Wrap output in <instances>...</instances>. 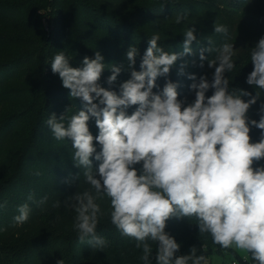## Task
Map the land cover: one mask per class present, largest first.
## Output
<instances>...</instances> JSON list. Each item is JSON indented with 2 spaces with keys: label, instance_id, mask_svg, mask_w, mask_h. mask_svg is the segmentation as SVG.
I'll return each instance as SVG.
<instances>
[{
  "label": "clouds",
  "instance_id": "9594fccd",
  "mask_svg": "<svg viewBox=\"0 0 264 264\" xmlns=\"http://www.w3.org/2000/svg\"><path fill=\"white\" fill-rule=\"evenodd\" d=\"M173 19L180 24L188 16L177 13ZM214 32L224 42L202 48L199 57L203 67L205 51L215 53L208 60V67L215 68L212 81L202 75L197 82L194 74H188L195 100L187 106L178 99L177 83L169 80L162 91L153 89L157 78L167 76L179 57L192 53L195 28L185 30L183 51L178 54L160 47V34L154 33L140 71L133 67L138 49L130 47L126 53L130 79L120 85L119 95L98 83L105 68L99 52L94 59L85 57L82 68L70 66L65 52L54 56L52 72L59 75L72 98L85 104L84 110L71 117L58 119L53 113L46 120L57 141L71 140L72 159L90 186L66 201L72 202L76 213L79 243L106 248L108 241L96 229L100 218L107 215L121 235L136 241L143 264H152L153 244L156 264H209L205 246L204 254L197 255L193 247L189 254L177 256L180 244L165 231L172 217H194L200 234L209 235L221 250L233 249L250 255L254 264H264V166L253 168L254 162L264 159V104L259 121L247 117L250 106L264 92V37L249 53L253 70L246 83L258 89L253 96L245 90L229 91L225 74L236 67V50L228 42L227 25L217 20ZM185 66L180 75H185ZM121 71V67L111 66L107 83L113 84ZM210 88L213 94L206 96ZM242 97L250 98L245 101ZM132 105L138 107L128 115ZM90 118H95L99 129L95 137L89 131ZM249 123L261 130L257 143L251 142ZM94 139L101 146L99 152ZM93 156L100 162L95 170ZM141 163L138 174L134 166ZM105 199L109 211L101 207ZM46 200L47 196L38 203ZM59 206L60 201L53 205ZM17 212L14 223L22 225L29 220L31 208L24 203Z\"/></svg>",
  "mask_w": 264,
  "mask_h": 264
},
{
  "label": "trees",
  "instance_id": "16d2710c",
  "mask_svg": "<svg viewBox=\"0 0 264 264\" xmlns=\"http://www.w3.org/2000/svg\"><path fill=\"white\" fill-rule=\"evenodd\" d=\"M20 1L6 6L4 15L29 19L36 9L48 6L51 18L46 26L40 18L30 20L32 25L23 35L0 37V105L10 107V114L0 124V158L5 149L19 145L23 148L9 174L0 173V229H6L0 230V237L11 231H23L16 239L18 245L8 247L4 257L14 264H58L61 260L63 264H143L142 250L135 247L136 241L121 235L107 215L100 218L96 229L97 235L108 241L103 250L79 243L75 228L70 232L55 229V215L72 216L74 213L72 202L66 201L78 191L90 190V186L84 182L83 170L76 167L72 159L71 140L57 141L46 124L53 113L58 119L61 115L67 118L85 108L80 98H72L69 90L62 86L59 75L51 70V62L58 52H65L70 66L82 68L85 57L94 59L99 52L105 68L98 83L119 95L120 85L130 79L131 69L126 58L130 47L138 49L133 67L140 71L154 33L160 34V47L178 54L183 51L185 30L195 28L197 40L191 45L192 53L179 57L167 76L157 78V87L153 89V92L162 91L170 80L178 84V99L186 103L195 95L190 90L192 81L187 78L188 74H194L197 82L202 75L212 81L215 68L208 67V60L214 58L215 53L205 51L203 67H200L199 57L202 48L217 47L224 42L223 37L214 32L218 20L229 29L228 42L240 44V52L234 57L236 67L225 74L229 78V91L245 90L254 96L258 89L248 85L246 79L253 70L250 49L264 37V0ZM177 13H186L188 19L176 24L173 17ZM113 65L121 67L122 71L109 85L107 78ZM182 65H186L185 75L179 74ZM213 91L210 88L206 96H211ZM249 98L242 97L245 101ZM261 104H264V92L257 103L250 106L249 121H259ZM137 107L129 106L127 114L131 115ZM88 127L93 137L98 135L95 118L89 119ZM249 127L251 142H259L261 130L250 123ZM24 129H27L25 135ZM93 143L97 152L101 151L95 139ZM91 159L95 170L100 162L94 156ZM260 166H264V159L253 164V168ZM54 182L58 183L55 191L50 189ZM45 196L47 200L39 204ZM57 201L60 206L53 207ZM24 203L31 208L30 217L26 223L17 225L13 218L18 214V206ZM101 207L109 211L107 199ZM165 231L180 244L177 256L189 254L193 247L197 255L204 254L203 246L208 258L215 253L233 251L221 250L209 235L202 236L194 217H172L166 222ZM152 246L150 260L156 264V245ZM234 253L240 264H254L250 255L241 258L236 251Z\"/></svg>",
  "mask_w": 264,
  "mask_h": 264
},
{
  "label": "rangeland",
  "instance_id": "374dc122",
  "mask_svg": "<svg viewBox=\"0 0 264 264\" xmlns=\"http://www.w3.org/2000/svg\"><path fill=\"white\" fill-rule=\"evenodd\" d=\"M20 0H0V37L3 36H9V35H23L27 33V31L30 29L29 25H32V22L30 20L32 19H41L42 23L46 26L48 24L49 19L51 18V9L48 6H43L38 9H36L35 13L33 14L32 18H9L6 17L3 13L4 8L9 5H17ZM234 50L236 52H240V44L238 41H235L234 44ZM166 79V78H165ZM195 100L194 97L189 98L187 102L185 103V106L187 104L192 103ZM10 114V107L7 105H0V124L4 121V119ZM27 133V129H24L23 135ZM22 143V142H21ZM22 147L19 145L17 148H8L3 150L2 157L0 158V173L4 176L8 175L9 172L13 169L14 160L16 157L22 152ZM134 167L137 168L139 171L142 168V163L137 164ZM55 185L52 184L50 189H54L55 191L57 189V184L54 182ZM72 216H65L64 214H57L55 215L57 223L54 224L55 229H59L60 231H66L70 232L72 229H74V217L76 213L74 212L71 214ZM66 228V230H64ZM23 235L22 230H15L11 231L10 234L6 236L0 237V264H14L12 260H7L4 257V252L8 249V247H14L15 245H18L17 238L20 237V235ZM233 251H224L223 254H213L209 257V264H223L225 261L230 260H238L236 257V254ZM237 255H239L241 258H248L249 255H245L243 253H240L236 251ZM239 261V260H238Z\"/></svg>",
  "mask_w": 264,
  "mask_h": 264
},
{
  "label": "built area",
  "instance_id": "2783aa9c",
  "mask_svg": "<svg viewBox=\"0 0 264 264\" xmlns=\"http://www.w3.org/2000/svg\"><path fill=\"white\" fill-rule=\"evenodd\" d=\"M223 264H240L238 260L225 261Z\"/></svg>",
  "mask_w": 264,
  "mask_h": 264
}]
</instances>
